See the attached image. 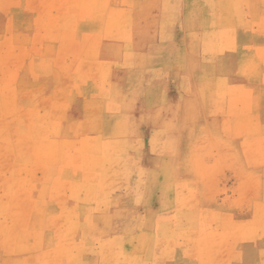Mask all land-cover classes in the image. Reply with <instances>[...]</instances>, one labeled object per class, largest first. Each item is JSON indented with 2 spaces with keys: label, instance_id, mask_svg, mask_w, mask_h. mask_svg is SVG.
Listing matches in <instances>:
<instances>
[{
  "label": "rangeland",
  "instance_id": "1",
  "mask_svg": "<svg viewBox=\"0 0 264 264\" xmlns=\"http://www.w3.org/2000/svg\"><path fill=\"white\" fill-rule=\"evenodd\" d=\"M142 253L264 264V0H0V264Z\"/></svg>",
  "mask_w": 264,
  "mask_h": 264
},
{
  "label": "crops",
  "instance_id": "2",
  "mask_svg": "<svg viewBox=\"0 0 264 264\" xmlns=\"http://www.w3.org/2000/svg\"><path fill=\"white\" fill-rule=\"evenodd\" d=\"M90 258H92V257H90ZM93 260H95V258H93ZM180 261H181V258H179L178 256L177 257H175L172 261H166L164 264H178V263H180ZM137 263L138 264H147V263H149V261H148V257H147V255H145V254H141V255H139V257H138V259H137ZM73 264H95V261H93V262H91V261H86L85 263H82V260L80 261V262H78V263H74L73 262ZM183 264V263H182Z\"/></svg>",
  "mask_w": 264,
  "mask_h": 264
}]
</instances>
